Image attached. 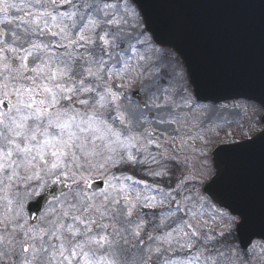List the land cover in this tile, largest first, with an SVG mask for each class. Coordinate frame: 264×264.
Wrapping results in <instances>:
<instances>
[{"label":"snow or ice","instance_id":"obj_1","mask_svg":"<svg viewBox=\"0 0 264 264\" xmlns=\"http://www.w3.org/2000/svg\"><path fill=\"white\" fill-rule=\"evenodd\" d=\"M157 44L139 0H0V264H252L212 189L264 129Z\"/></svg>","mask_w":264,"mask_h":264},{"label":"water","instance_id":"obj_2","mask_svg":"<svg viewBox=\"0 0 264 264\" xmlns=\"http://www.w3.org/2000/svg\"><path fill=\"white\" fill-rule=\"evenodd\" d=\"M139 3L149 27L157 32L161 43L157 46L172 51L169 45L175 47L188 62L194 79L211 83L215 98L200 102L243 98L264 109V0ZM176 54L182 62L183 58ZM225 159L236 179L215 186L213 194L226 203H235L236 193L242 189L239 203L258 216L264 210V138L244 146L237 156ZM236 235L239 244L249 246L255 238L264 240V228L257 226Z\"/></svg>","mask_w":264,"mask_h":264},{"label":"rangeland","instance_id":"obj_3","mask_svg":"<svg viewBox=\"0 0 264 264\" xmlns=\"http://www.w3.org/2000/svg\"><path fill=\"white\" fill-rule=\"evenodd\" d=\"M171 53L178 60L177 55L173 52ZM138 87L139 86H137V89ZM135 92H136V89H133L134 94ZM237 104L241 105V107L237 109V111L241 113L239 123L243 125V128L238 127L237 124H233L231 128L228 129V131H231L235 134L229 137H225L224 134L221 133L219 137L220 140L227 139V140L240 141L245 138H248V136L255 135L257 132L261 131V129L263 128L262 123H260V119H261V115L263 111L261 106H258L253 103L251 104L250 102L248 103L243 100H239L238 102L237 101L220 102L217 105H214V104H207V105L217 106V108H219V106H222V105H228L229 108H232L233 105H237ZM245 109H247V117L244 116ZM248 117L252 118L251 124L249 122ZM233 239L234 240L236 239V236L234 235V231H233ZM235 242L237 243V240ZM248 252H249V255L253 258L252 264H264V257H262V253H264V243L263 242L255 241L252 244V246L248 249Z\"/></svg>","mask_w":264,"mask_h":264}]
</instances>
